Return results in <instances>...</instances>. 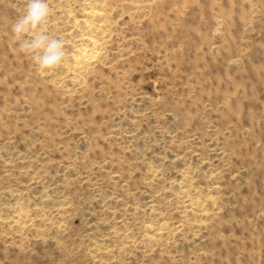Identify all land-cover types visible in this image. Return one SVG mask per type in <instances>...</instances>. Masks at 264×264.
<instances>
[{
	"label": "rangeland",
	"instance_id": "rangeland-1",
	"mask_svg": "<svg viewBox=\"0 0 264 264\" xmlns=\"http://www.w3.org/2000/svg\"><path fill=\"white\" fill-rule=\"evenodd\" d=\"M47 2L40 72L0 0V264H264V0Z\"/></svg>",
	"mask_w": 264,
	"mask_h": 264
},
{
	"label": "clouds",
	"instance_id": "clouds-1",
	"mask_svg": "<svg viewBox=\"0 0 264 264\" xmlns=\"http://www.w3.org/2000/svg\"><path fill=\"white\" fill-rule=\"evenodd\" d=\"M50 15L47 0H28L24 14L11 26L13 40L32 56L40 72L55 70L65 57L63 40L48 34Z\"/></svg>",
	"mask_w": 264,
	"mask_h": 264
},
{
	"label": "bare ground",
	"instance_id": "bare-ground-1",
	"mask_svg": "<svg viewBox=\"0 0 264 264\" xmlns=\"http://www.w3.org/2000/svg\"><path fill=\"white\" fill-rule=\"evenodd\" d=\"M95 38V37H94ZM94 45V44H93ZM93 47V46H92ZM92 47H90V48H92ZM90 48H86L87 50L88 49H90ZM89 51V50H88ZM91 51V50H90ZM85 52V51H84ZM92 53V52H91ZM84 54V53H83ZM83 54H81V55H83ZM90 54V53H89ZM84 56H85V54H84ZM87 56V55H86ZM83 61V60H82Z\"/></svg>",
	"mask_w": 264,
	"mask_h": 264
}]
</instances>
